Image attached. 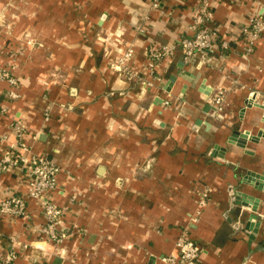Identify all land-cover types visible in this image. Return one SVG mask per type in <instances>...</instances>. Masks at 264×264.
Masks as SVG:
<instances>
[{
  "label": "crops",
  "instance_id": "0c3cea01",
  "mask_svg": "<svg viewBox=\"0 0 264 264\" xmlns=\"http://www.w3.org/2000/svg\"><path fill=\"white\" fill-rule=\"evenodd\" d=\"M197 2L0 0V67L21 80L18 99L0 82V136L13 141L10 123L20 120L32 149L59 164L53 198L68 233L60 245L44 240L32 199V226L0 215V248L18 250L14 264H167L185 230L202 248L198 264H264V191L243 181L264 172V34L250 55L241 34L264 16V0H209L207 25L229 48L219 42L208 62L190 64L177 53L156 65L161 82L141 83L147 46L192 35ZM121 39L139 79L113 68ZM219 89L227 98L218 117ZM234 132L257 141L229 142ZM6 144L0 138V156ZM26 191L24 172L0 174V201ZM238 192L259 199L256 212Z\"/></svg>",
  "mask_w": 264,
  "mask_h": 264
},
{
  "label": "built area",
  "instance_id": "2783aa9c",
  "mask_svg": "<svg viewBox=\"0 0 264 264\" xmlns=\"http://www.w3.org/2000/svg\"><path fill=\"white\" fill-rule=\"evenodd\" d=\"M154 7H158V2H154ZM209 0H198L193 17L191 29L193 34L185 36L177 44L164 43L160 46L149 45L146 48L145 56L148 59L146 70L148 76L142 78L144 90L152 88L161 77L156 75V65L164 59L174 57L180 53L181 60L185 64H190L195 57L199 56L203 62H208L209 52H213L219 45L222 49H228L230 40L222 38L219 33L209 27L207 23L212 20L213 12ZM244 44V54L250 55L253 52L256 42L264 34V16H251L246 25L241 29ZM123 47V52L114 61L113 68L121 75L130 80L139 79V72L132 66L134 49L125 40H119ZM119 46V47H121ZM144 71V72H145ZM6 81L12 89L8 90V97L18 99L20 97L19 86L21 80L8 68L0 67V82ZM227 98V90L219 89L212 99L215 114L222 116L224 104ZM171 101H165L170 104ZM6 112L5 108L0 109V114ZM10 127L14 133V140L9 142L7 136L0 138L7 141L6 147L0 156V174L18 169L26 175L27 191L24 194H10L0 201V215H9L23 218L28 225L32 226L33 213L28 209L29 199L38 202L45 219L39 228L42 238L52 244L60 245L67 238L68 233L64 229L65 210L53 198V193L58 189V176L61 172L59 164L44 154L36 153L31 145L26 141L27 128L20 120L12 119ZM205 197L201 203L204 204ZM15 242L13 239L12 243ZM177 253L162 256V260L167 264H198L202 248L197 242L191 239L185 230L176 241ZM19 252L11 247L7 251L0 248V264H14Z\"/></svg>",
  "mask_w": 264,
  "mask_h": 264
},
{
  "label": "water",
  "instance_id": "95a60500",
  "mask_svg": "<svg viewBox=\"0 0 264 264\" xmlns=\"http://www.w3.org/2000/svg\"><path fill=\"white\" fill-rule=\"evenodd\" d=\"M263 132H259L257 136L263 135ZM257 141V137L251 136L248 132H234L230 138L229 142H236L240 146H245L247 141ZM243 181L245 183L251 184L254 186L255 189L264 191V172L261 174H258L253 171H248L247 174L244 176ZM237 199L238 202L242 205H249V203L252 204V210L253 212L257 211L258 205H259V199L254 198L253 196H250L248 194H245L243 192H238L237 193ZM251 221L249 222V228L256 233L258 231V228L260 226V221H257L255 224H253V221L257 220V215L253 213L251 215Z\"/></svg>",
  "mask_w": 264,
  "mask_h": 264
}]
</instances>
